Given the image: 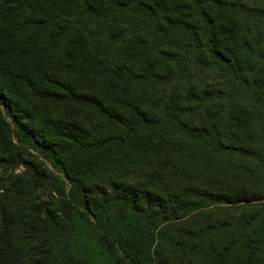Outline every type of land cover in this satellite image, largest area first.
Returning a JSON list of instances; mask_svg holds the SVG:
<instances>
[{"label": "trees", "instance_id": "trees-1", "mask_svg": "<svg viewBox=\"0 0 264 264\" xmlns=\"http://www.w3.org/2000/svg\"><path fill=\"white\" fill-rule=\"evenodd\" d=\"M0 264H264V0H0Z\"/></svg>", "mask_w": 264, "mask_h": 264}, {"label": "rangeland", "instance_id": "rangeland-1", "mask_svg": "<svg viewBox=\"0 0 264 264\" xmlns=\"http://www.w3.org/2000/svg\"><path fill=\"white\" fill-rule=\"evenodd\" d=\"M41 160V159H40ZM19 170H22L23 168L22 167H18ZM11 170H8V172H10Z\"/></svg>", "mask_w": 264, "mask_h": 264}]
</instances>
